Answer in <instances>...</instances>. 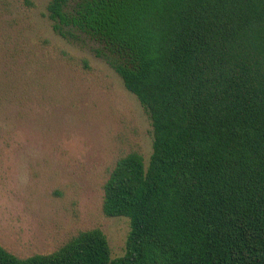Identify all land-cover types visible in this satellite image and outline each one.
<instances>
[{
    "label": "trees",
    "instance_id": "obj_1",
    "mask_svg": "<svg viewBox=\"0 0 264 264\" xmlns=\"http://www.w3.org/2000/svg\"><path fill=\"white\" fill-rule=\"evenodd\" d=\"M148 114L152 151L119 157L104 215L128 219L111 258L98 228L0 264H264V0H49Z\"/></svg>",
    "mask_w": 264,
    "mask_h": 264
},
{
    "label": "rangeland",
    "instance_id": "obj_2",
    "mask_svg": "<svg viewBox=\"0 0 264 264\" xmlns=\"http://www.w3.org/2000/svg\"><path fill=\"white\" fill-rule=\"evenodd\" d=\"M48 1L0 0V245L26 257L98 228L119 257L128 219L103 214V184L130 151L147 164L151 121L97 42L52 30Z\"/></svg>",
    "mask_w": 264,
    "mask_h": 264
}]
</instances>
